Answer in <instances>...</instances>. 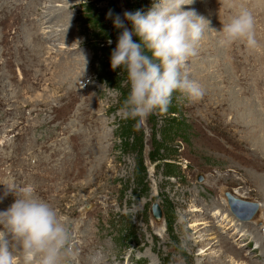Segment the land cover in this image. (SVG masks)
<instances>
[{
	"label": "rangeland",
	"instance_id": "374dc122",
	"mask_svg": "<svg viewBox=\"0 0 264 264\" xmlns=\"http://www.w3.org/2000/svg\"><path fill=\"white\" fill-rule=\"evenodd\" d=\"M263 2L193 0L185 6L209 21L188 63L204 96L193 103L177 94L183 132L166 147L173 116L155 111L137 126L123 110V69L118 85L100 81L98 48L112 51L119 35L106 14L146 12L153 0H0V184L30 185L56 210L73 233L71 264H264V194L247 180L249 151L241 152L240 136L226 145L232 156L221 149L233 132L232 118L219 105L229 89L264 103ZM241 7L253 14L256 46L236 41L221 47L220 57L212 55L221 66L212 74L221 78L224 97H209L203 50L219 47L211 29L219 31ZM92 15L102 19L100 30ZM130 124L136 127L126 141L122 129ZM142 159L147 181L140 189ZM229 193L257 204V214L240 221L224 203ZM13 200L11 194L0 200V210ZM154 205L162 212L159 223ZM240 208L243 217L250 215ZM15 264H24L19 254Z\"/></svg>",
	"mask_w": 264,
	"mask_h": 264
},
{
	"label": "clouds",
	"instance_id": "9594fccd",
	"mask_svg": "<svg viewBox=\"0 0 264 264\" xmlns=\"http://www.w3.org/2000/svg\"><path fill=\"white\" fill-rule=\"evenodd\" d=\"M192 3L153 0L146 12L125 11L123 18L111 10L106 14L119 32L110 66L126 73L128 93L123 110L137 126L155 111L166 112L174 93L193 103L204 96L203 87L190 78L188 63L198 54L209 21L194 9L185 10ZM254 23L252 12L241 7L219 31L211 30L217 33L220 47L240 41L254 48ZM0 185L4 188L0 200L9 194L14 197L0 210V264H15L17 254L24 264H71L77 255L73 233L56 210L37 197L30 185Z\"/></svg>",
	"mask_w": 264,
	"mask_h": 264
},
{
	"label": "bare ground",
	"instance_id": "6f19581e",
	"mask_svg": "<svg viewBox=\"0 0 264 264\" xmlns=\"http://www.w3.org/2000/svg\"><path fill=\"white\" fill-rule=\"evenodd\" d=\"M210 41H211V44H213L212 38H210ZM204 42H205V40H204ZM207 44H209V43H207ZM212 46H214V44ZM220 49H221V47L219 46L216 49H213V47H212L211 49L206 48L205 50H203V51H205L206 55H209L207 62H206L209 70L207 72L205 71L206 76H204V83H205L204 85L206 87V91H207V94L209 97H211V96L224 97V96H222L223 90L221 89V87H220L221 85L219 84V81H218V79H221V78H217V75H216L218 70L217 71L215 70V75H216L215 77H213V74H212V70H214L213 69L214 67H215V69L221 68V66L216 65L214 63L215 60L211 58L212 55L215 53H217L220 57V54H221ZM237 93L238 92H236L234 89H232V90L229 89L228 94L225 95V97H227V99L225 101L219 100V102L221 103V104H219L220 107L226 108V112L228 113V116L230 115V117L232 118V120H231L232 123H230V125L228 124L229 125L228 127H230L231 128L230 131L233 132L232 135H230L229 137H227V139L224 140L225 144L221 146V149L225 150L227 155L232 156L231 150L229 148H227L226 145H228V143L230 141H234V139H236L235 137L240 136L242 142L240 143L241 145L239 144V147L242 148V150H243L241 152L247 153L246 149L249 151V153L246 154L247 157L243 156L246 159L245 164L248 166H251V170L247 174L248 175L247 180H248L249 184H252V185L256 186L258 189H260L261 194H264V103L262 104V103L257 102L259 99L257 101H256V99L243 100L242 97H240V93L239 94H237ZM249 100H251V101H249ZM207 106L210 109V107H211L210 104H208ZM211 111H213V110H211ZM242 145L245 146L244 149H243ZM257 174H259V175H257ZM235 194L239 195V193H235ZM235 194H233V195L236 196ZM227 199L228 198L225 199L224 203L228 205ZM260 209L263 210L264 206H261ZM242 226H243L242 228H247V229L250 228L249 225L248 226L242 225Z\"/></svg>",
	"mask_w": 264,
	"mask_h": 264
},
{
	"label": "trees",
	"instance_id": "16d2710c",
	"mask_svg": "<svg viewBox=\"0 0 264 264\" xmlns=\"http://www.w3.org/2000/svg\"><path fill=\"white\" fill-rule=\"evenodd\" d=\"M83 1H92V0H83ZM90 20H91V24H93L96 27V30H100L101 27H99L101 25L102 19H98L97 17H95L94 15L90 16ZM128 27H130V25H128ZM98 51H100L104 57V77L100 78V81L105 83V84H109L110 86H115L118 85L119 82L117 81V73H120L121 70L119 68H117L116 70H113L110 66V53L111 51L106 48L105 46L98 48ZM178 93H174L173 94V98L172 101L167 109V111L169 112L170 115L173 116V119H171L170 121V127L172 126L171 129L168 130V133L165 132L164 136H168L165 138L164 137V143L163 146H168V144L172 141H174V138L177 136V134L182 131V127L183 125L179 124V117H181V112L179 109V104L177 103L176 97ZM136 127V124H130V125H126L125 128L122 129V137L123 139H125L127 141V139H129L132 135H134V128ZM173 134V135H172ZM151 160V158H150ZM163 159H156V161H160ZM143 164L142 168L140 170V172L138 173V178H139V188L143 189L144 187H146V181H147V176H146V168L144 165V159H142ZM173 166V165H171ZM168 228V226H167ZM168 230V229H167Z\"/></svg>",
	"mask_w": 264,
	"mask_h": 264
},
{
	"label": "water",
	"instance_id": "95a60500",
	"mask_svg": "<svg viewBox=\"0 0 264 264\" xmlns=\"http://www.w3.org/2000/svg\"><path fill=\"white\" fill-rule=\"evenodd\" d=\"M202 179L200 178L199 181ZM230 210L232 213L238 218L240 221H249L252 219V217L257 214L259 210V206L257 204H248L240 201L238 197L234 196L233 194H227ZM240 207H246L249 209L250 215L247 217H243L241 213V208ZM243 212V211H242ZM153 218L154 220L159 223L162 219V212L160 211L159 207L157 205L153 206Z\"/></svg>",
	"mask_w": 264,
	"mask_h": 264
}]
</instances>
